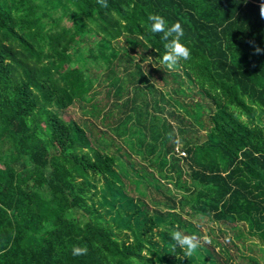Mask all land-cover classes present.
Returning <instances> with one entry per match:
<instances>
[{"label":"trees","instance_id":"trees-1","mask_svg":"<svg viewBox=\"0 0 264 264\" xmlns=\"http://www.w3.org/2000/svg\"><path fill=\"white\" fill-rule=\"evenodd\" d=\"M107 3L0 0V264H264L259 0ZM150 13L184 28L172 70Z\"/></svg>","mask_w":264,"mask_h":264},{"label":"clouds","instance_id":"clouds-1","mask_svg":"<svg viewBox=\"0 0 264 264\" xmlns=\"http://www.w3.org/2000/svg\"><path fill=\"white\" fill-rule=\"evenodd\" d=\"M102 7L107 8V0H96ZM259 17L264 20V0H259ZM149 23V31L154 34H161L163 41L164 53L159 58V64L162 68L172 70L181 61H187L191 58L190 48L182 42L185 36L184 28L180 21L168 24L165 18L158 13H150L147 17ZM251 49L252 55H264V47L256 43L255 39L247 41ZM150 47V46H149ZM171 239L175 242V247H179L186 257H190L196 253L197 249L201 246V239L195 235L186 234L185 232L173 229L169 233ZM204 243H211L207 237L203 240ZM88 249L86 246H73L72 255L79 256L85 255Z\"/></svg>","mask_w":264,"mask_h":264},{"label":"rangeland","instance_id":"rangeland-1","mask_svg":"<svg viewBox=\"0 0 264 264\" xmlns=\"http://www.w3.org/2000/svg\"><path fill=\"white\" fill-rule=\"evenodd\" d=\"M70 113L73 115V118L76 121H78L80 124H82V125L88 120V117H85V115H83L82 110H81V108H80L79 105L72 106L70 108ZM134 179H136V178H134ZM125 182L127 183V186L129 188L128 189L129 192L131 194H134L135 196H138V193L136 192V189L134 188L133 185H131L132 184L131 183L132 182V179H130L129 177H126L125 178ZM216 228H217V225H216ZM204 231H205V233H207L206 237L211 240L212 237H211V234H209L208 228H205ZM227 260H228V258L225 255L224 263H226ZM232 263L238 264V261L237 260H233V262L232 261H229V263H227V264H232Z\"/></svg>","mask_w":264,"mask_h":264}]
</instances>
